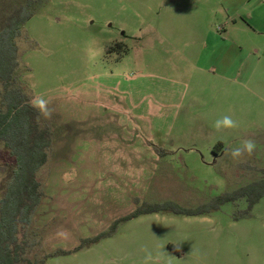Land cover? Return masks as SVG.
Masks as SVG:
<instances>
[{"label": "rangeland", "instance_id": "374dc122", "mask_svg": "<svg viewBox=\"0 0 264 264\" xmlns=\"http://www.w3.org/2000/svg\"><path fill=\"white\" fill-rule=\"evenodd\" d=\"M26 1L0 0V21ZM32 11L16 72L32 100L50 101L55 136L31 258L264 264V199L113 229L144 203L197 208L264 176V0H36ZM225 115L239 127L218 133ZM249 138L255 152L234 164L226 149Z\"/></svg>", "mask_w": 264, "mask_h": 264}, {"label": "trees", "instance_id": "16d2710c", "mask_svg": "<svg viewBox=\"0 0 264 264\" xmlns=\"http://www.w3.org/2000/svg\"><path fill=\"white\" fill-rule=\"evenodd\" d=\"M35 2L27 0L0 21V151L4 162L0 164V264H45L48 258L65 253L58 250L31 258L41 244L32 228L45 197L39 175L50 162L55 136L53 128L43 122L42 115L32 106L33 100L20 86L16 72L20 64L18 39L23 37V27L33 16ZM112 49L113 46L107 48ZM240 199L247 200L249 210L264 199V176L197 208H185L173 201L144 203L117 221L113 229L121 221L162 211L209 214ZM104 236L100 234L86 243H96Z\"/></svg>", "mask_w": 264, "mask_h": 264}, {"label": "clouds", "instance_id": "9594fccd", "mask_svg": "<svg viewBox=\"0 0 264 264\" xmlns=\"http://www.w3.org/2000/svg\"><path fill=\"white\" fill-rule=\"evenodd\" d=\"M49 100L39 97L32 101V106L38 110V112L45 118H50L51 110L48 108ZM239 127L238 121L234 120L231 116L225 115L217 119L213 128L216 132H223L225 130L236 129ZM256 143L253 139L249 138L244 140L240 145L232 147L231 149H226L229 153L231 160L234 164L245 163L247 158L251 157L256 150ZM59 236H66V231H60L57 233Z\"/></svg>", "mask_w": 264, "mask_h": 264}]
</instances>
